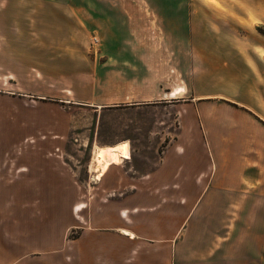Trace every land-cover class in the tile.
Instances as JSON below:
<instances>
[{"label": "rangeland", "instance_id": "1", "mask_svg": "<svg viewBox=\"0 0 264 264\" xmlns=\"http://www.w3.org/2000/svg\"><path fill=\"white\" fill-rule=\"evenodd\" d=\"M81 3H88L87 12H59L58 5ZM110 5H142L148 14H135L138 19L131 24L132 29L123 28L109 22ZM262 6L264 0H0V36H5L9 20L19 27L15 35L21 36V21H28L29 7L26 35L44 37L47 52L56 53L53 61L46 62L47 74L57 65L65 66L69 56L78 70L75 92L66 91L67 78L39 75L37 70L26 76L20 70L19 75H0V142L7 151L0 166L14 172L26 164L30 173L39 169L43 174H59L57 181L66 186L61 197L70 192L75 195L77 188L78 198H89L93 201L90 207L96 209L98 196L104 197L107 190L98 184L101 175L95 179L90 171L95 144L133 136H177L178 128L180 136H226L230 126L225 120L236 115L220 100L232 103L230 100L238 96L249 98L252 90L216 79L212 61L207 62L208 68L197 67L200 56L195 59L192 50L185 53L190 46L182 43L188 37L204 36L244 41L254 36L264 38L259 14ZM112 70H118L119 77L104 76ZM238 70L239 62L227 76L236 80ZM178 86L186 91L169 97L168 92ZM205 94L212 96H200ZM193 95L201 101L189 107L193 115L180 116L184 124L179 126L173 119L185 110L184 101L195 100ZM72 99L77 103L65 101ZM258 103L264 107V93ZM239 128L245 135L253 133L247 124L241 123ZM46 184V197L59 196V191L50 189L52 180ZM29 185L30 199L34 200L38 184L31 180ZM45 207V219L37 226L29 225L30 240L39 244L31 264H67L69 240L78 237L87 223L79 221L77 227L71 226L73 219L66 214L64 204ZM189 217L176 221L180 227L173 241L159 234L126 244L123 264H264V238L253 239L247 234L235 244L226 243V238L214 243L201 229L198 210ZM17 249L9 245L6 257H14ZM102 264L106 262L102 260Z\"/></svg>", "mask_w": 264, "mask_h": 264}, {"label": "crops", "instance_id": "2", "mask_svg": "<svg viewBox=\"0 0 264 264\" xmlns=\"http://www.w3.org/2000/svg\"><path fill=\"white\" fill-rule=\"evenodd\" d=\"M6 3L8 6L9 1ZM58 6L61 7L60 13L88 10V3ZM113 6L110 5L108 20L111 25L118 24L123 28L132 29L131 24L138 19L135 14L142 12L145 17L148 14V10H142V5ZM26 9L29 21L30 8ZM150 10L154 12L153 8ZM115 14L118 15L117 19ZM259 14L264 24V6ZM28 21H21V36L15 35L14 31L19 30L17 24L6 21L4 29L7 32L5 36H0V62H5L0 63V75L15 76L19 75L17 72L20 70L26 76L29 71L37 70L39 75L67 78L69 86L66 91L75 92L78 70L72 64V58H66L65 66H52L47 74L46 62L53 61L56 53L47 52L44 37L26 35ZM182 44L190 46L185 53L192 50L196 54L193 56L195 59L200 56L197 67L208 68L207 62L212 61L216 79L228 80L240 88L252 90L249 98L238 96L234 101L215 92L219 97L232 101L220 100L224 106L230 105L236 115L225 120L230 126L227 135L180 136L178 128L177 136H133L104 146L97 145L114 147L115 144L128 142L129 152L128 158L114 154L112 163L100 174V178L96 177L94 167L92 169L93 146L90 171L93 178H98L101 189L107 190L104 197L98 196L96 209L90 207L93 201L89 198H78L76 186L75 195L72 196L70 192L68 197H61V190L66 186L57 181L59 174L47 175L39 172V169L30 173L28 166L22 164L14 170L20 174L14 175L13 170L1 165L0 264L33 262L31 258L37 253L35 248L39 244L30 240L29 225L37 226L39 220L45 219V206L49 204H64L66 214L73 219L71 226L77 227L79 221L87 223L82 226L78 237L69 240L71 255L67 264H102V260L106 264H123L126 244L133 245L138 238L159 234H165L173 241L180 227H177L176 221L182 217L183 222L195 210H198L203 233L214 238V243L219 240L221 243V239L226 238V243L235 244L240 242L238 238L247 234L253 239L264 238V107L258 103L260 94L264 93V38L254 36L251 41H244L223 36L188 37ZM191 46L194 47L191 49ZM253 60L257 65L251 64ZM18 61L20 65H16ZM238 62V75L234 80V76L229 78L227 75ZM118 74V70L104 72L106 77ZM184 91V87L178 86L170 90L168 96L174 97ZM200 96L193 95L195 100L190 98L183 102L185 110L173 119L177 120L179 126L183 123L182 116L194 114L189 107L197 105L201 100L196 98ZM65 101L77 103V99ZM241 123L247 124L253 133L243 134L239 128ZM188 124H192L191 119ZM1 146L0 142V158L7 152ZM30 174L35 178L31 179ZM31 180L37 182L39 188L34 200L30 199ZM50 180L53 182L50 189L59 191V196L46 197V183ZM127 204L132 207L127 209ZM147 214L150 216L146 218ZM9 245L18 248L12 258L5 255Z\"/></svg>", "mask_w": 264, "mask_h": 264}, {"label": "bare ground", "instance_id": "3", "mask_svg": "<svg viewBox=\"0 0 264 264\" xmlns=\"http://www.w3.org/2000/svg\"><path fill=\"white\" fill-rule=\"evenodd\" d=\"M127 143L128 142H121L118 145L115 144L114 147H103L104 145L94 146V150L92 154V161H93L92 169L94 167V169L96 170L97 172L96 177H99L100 174L103 173L107 169V167L112 163L114 154L120 157L128 158L129 152H128ZM126 234H130V233L126 232ZM131 236L133 237V234Z\"/></svg>", "mask_w": 264, "mask_h": 264}, {"label": "water", "instance_id": "4", "mask_svg": "<svg viewBox=\"0 0 264 264\" xmlns=\"http://www.w3.org/2000/svg\"><path fill=\"white\" fill-rule=\"evenodd\" d=\"M97 107V106H96Z\"/></svg>", "mask_w": 264, "mask_h": 264}]
</instances>
